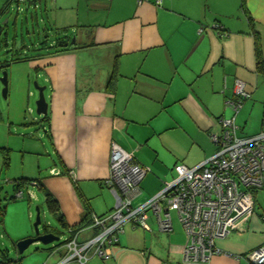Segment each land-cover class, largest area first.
Wrapping results in <instances>:
<instances>
[{
	"label": "crops",
	"instance_id": "obj_1",
	"mask_svg": "<svg viewBox=\"0 0 264 264\" xmlns=\"http://www.w3.org/2000/svg\"><path fill=\"white\" fill-rule=\"evenodd\" d=\"M154 2L44 0L55 34L51 49L26 57L24 85L7 89L8 102L30 116L25 125L36 123L26 141L41 139L39 152L23 148L36 156V168L13 180H38L57 201L64 231L87 212L103 216L113 209L114 196L104 186L111 143L148 169L133 200L142 203L215 152L210 136L219 132L225 101L235 98V81L251 99L261 79L252 32L264 56V0H244L246 12L240 0ZM30 78L42 88L44 116L29 105ZM42 156L48 164L38 161ZM255 201L243 229L215 241L220 253L210 264H251L246 255L264 246V211H254ZM148 225L150 231L126 226L111 249L113 260L85 264H178L185 243L180 225L172 221V230L162 233L151 216ZM95 232L86 228L78 239ZM56 251L47 264L62 257L63 250Z\"/></svg>",
	"mask_w": 264,
	"mask_h": 264
},
{
	"label": "built area",
	"instance_id": "obj_2",
	"mask_svg": "<svg viewBox=\"0 0 264 264\" xmlns=\"http://www.w3.org/2000/svg\"><path fill=\"white\" fill-rule=\"evenodd\" d=\"M28 1L31 2L9 3ZM154 3L158 5L159 0ZM234 86L235 98L225 101L231 117H220L219 132L210 136L215 152L198 165L184 169L178 178L142 203L133 205V200L140 194V173L148 169L141 167L131 153L111 143L104 186L114 196V207L103 216L91 215L85 227L66 229L67 237L60 244L63 255L56 264H85L90 258L111 261V249L126 226L150 231L151 216L160 232L169 233L171 212L176 214L185 236L178 264H210L211 258L220 253L215 241L243 229L253 211V192L264 191V131L238 136L235 117L250 94L240 81H235ZM21 197L22 192L17 191L15 198ZM90 227L96 232L79 240V233ZM245 258L251 264H264V246Z\"/></svg>",
	"mask_w": 264,
	"mask_h": 264
},
{
	"label": "rangeland",
	"instance_id": "obj_3",
	"mask_svg": "<svg viewBox=\"0 0 264 264\" xmlns=\"http://www.w3.org/2000/svg\"><path fill=\"white\" fill-rule=\"evenodd\" d=\"M8 1L0 0V10ZM52 24L51 8L45 10L44 0H35L34 6L27 2L20 4L8 2L4 10L0 12V79L2 72H5L7 89L10 87L12 91L18 82L22 86L25 83L24 77L28 72L26 64L21 59L51 49L50 46L55 36ZM29 80L28 86L34 95L29 99V105L32 110H35L38 91L34 89V81L31 78ZM254 84L251 99L243 104L235 117L240 137L253 136L260 131L261 127H264V82L258 79ZM2 89L3 85L0 82V195L15 196L16 192L11 186L14 176L26 171L25 168L28 166L32 168L37 166L36 156L30 153L23 154V148L26 147L27 152H29L28 149L39 152L35 150H39L41 139L38 137V139L33 138L32 141H26L32 138L31 133L34 131L28 129L36 123L25 125L30 122V116L27 112L24 113V109L19 110L9 103L7 97L2 98ZM223 114L226 119L231 117V111L226 107ZM34 115L36 116L35 113ZM14 120H16L15 123ZM5 152L8 156V166L3 168L2 157ZM22 157L25 158L22 159ZM38 161L42 164L49 162L43 156L39 157ZM20 191L23 198L8 203L5 208L3 224H0V250L4 251L10 259L19 256L20 264H47L49 261L47 256L55 250L60 251L58 245L67 237V233L46 209L44 194L37 186L27 185ZM255 199L254 211L262 213L264 211V191H257ZM37 210L41 221L38 227L39 233L42 234L43 227L46 226L54 233L57 231L56 236L59 241L48 245L33 243L19 255L14 245L17 241L35 237L32 226ZM171 217L173 225L178 227L180 224L174 212H171ZM153 223L150 220V224ZM183 239L185 242L184 234ZM179 262H181V255Z\"/></svg>",
	"mask_w": 264,
	"mask_h": 264
},
{
	"label": "trees",
	"instance_id": "obj_4",
	"mask_svg": "<svg viewBox=\"0 0 264 264\" xmlns=\"http://www.w3.org/2000/svg\"><path fill=\"white\" fill-rule=\"evenodd\" d=\"M8 2L6 3V5L8 4ZM4 7L2 8L1 11L4 10ZM240 8L243 12H246L244 0H240ZM252 36H253V41H254L253 44H254V57H255V74L259 76L264 82V56L261 54L260 49H259V42H258L257 34L255 32H252ZM55 47L58 48L59 46L55 45ZM21 60L22 62H24L25 60H27V58L24 57ZM112 78H113V75L109 78V81H108L109 84H111ZM45 118L47 119V117H43V120ZM2 160H3L2 167L3 168L7 167L8 166V156L6 152L3 154ZM31 183H35L36 184L35 186H37V188L42 191V193L44 194V198H45L46 209L50 212V214H52L56 218L58 223H61L62 217H61V214L59 213V207H58L57 201L50 195V193L47 190L41 187L38 180L28 179V178H18V179L12 180L11 186H12L13 191L17 192V191H20L21 188H24L25 186L30 185ZM21 198H23V195ZM15 201H16V198L14 195L5 196L2 199H0V224H2L4 210L7 204L10 202H15ZM91 215L93 214L87 212V214L83 216V219L81 220L77 228L85 227L86 226L85 224H88L89 218ZM43 230H44L43 233H53L55 235L57 233L56 231L55 233L52 232V230H50L46 226L45 228H43ZM0 264H20V257L17 256V258L15 259H10L9 256L4 251L0 250Z\"/></svg>",
	"mask_w": 264,
	"mask_h": 264
},
{
	"label": "water",
	"instance_id": "obj_5",
	"mask_svg": "<svg viewBox=\"0 0 264 264\" xmlns=\"http://www.w3.org/2000/svg\"><path fill=\"white\" fill-rule=\"evenodd\" d=\"M28 3L33 5V6L35 5V3L32 1L31 2L28 1ZM72 44H73V41H72ZM0 82L3 85V89H2V93H1L2 98L5 99L6 95H7V82H6V73L5 72H2V77L0 79ZM34 88L38 91V98L35 102V113H36V115L44 116L47 112V103L44 99L42 88H38V87H34ZM40 224H41L40 216H39V212L37 210L36 216H35V221H34L33 226H32L34 233H35V237L34 238H26V239L17 241L14 245L16 248L17 254H19V255L22 254L33 243H40L42 245H48V244L59 241V238L53 233H42V234H40L39 229H38ZM43 228H45V226Z\"/></svg>",
	"mask_w": 264,
	"mask_h": 264
}]
</instances>
